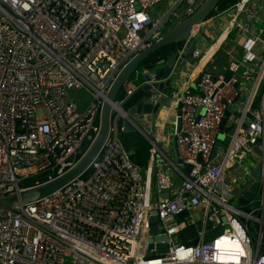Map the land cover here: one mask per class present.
I'll list each match as a JSON object with an SVG mask.
<instances>
[{
	"label": "built area",
	"instance_id": "2783aa9c",
	"mask_svg": "<svg viewBox=\"0 0 264 264\" xmlns=\"http://www.w3.org/2000/svg\"><path fill=\"white\" fill-rule=\"evenodd\" d=\"M162 1L0 0V196L25 187L30 175L43 172L45 181L63 173L84 153L119 70L198 3L174 0L154 16L151 8ZM263 8L264 0L216 5L190 52L200 24L176 46L162 78L139 64L111 101L108 135L88 168L0 214V264H264V20L254 23ZM231 33L243 35L239 45ZM167 79V92L153 85ZM145 83L150 94L135 104L158 107L134 119L123 104ZM71 88L88 93L84 106ZM124 121L150 145L144 166L123 145ZM219 132L224 138L211 157ZM173 137L174 158L163 143ZM257 161L256 194L240 204L238 189ZM153 211L157 233L166 236L163 253H147ZM207 220L222 231L204 240ZM197 223L199 240L185 244L178 233Z\"/></svg>",
	"mask_w": 264,
	"mask_h": 264
},
{
	"label": "water",
	"instance_id": "95a60500",
	"mask_svg": "<svg viewBox=\"0 0 264 264\" xmlns=\"http://www.w3.org/2000/svg\"><path fill=\"white\" fill-rule=\"evenodd\" d=\"M219 0H198L194 9H188L182 15V17L178 18L167 30L162 34V36L156 40L150 46H147L136 54H134L127 63L119 70L115 78L113 79L109 90L107 92V98L102 102L100 113H99V129L97 134L95 135L94 139L91 141L89 146L86 148L84 153L78 158V160L67 170L63 173L56 175L51 179H47L45 181H41L29 186H25L20 188L16 191H11L5 193L4 195L0 196V214L6 211L7 209L13 208L20 204H27L31 203L41 197L47 196L54 192L55 190L63 187L67 184L70 180L75 178L76 176L82 174L90 165L91 161L99 152L100 148L102 147L110 126L111 120V101H113L121 87L122 82L128 78L136 67L145 60L150 53L159 49L160 47L175 43L184 40L189 33L193 30L194 26L200 24V27L197 28L192 36V39L186 49V53L190 52L192 49L194 42L198 39L203 31L205 30V26L201 24L207 16L212 12L213 8L218 4ZM177 57V52L171 51L170 53L166 54V64L162 72L160 73V77H164L170 70V67L174 64L175 59ZM207 69L210 68V64L208 63L206 66ZM231 73L227 74L229 77ZM170 80H165L164 82L154 83L153 85L157 86L159 89H163L164 91H168V86L170 84ZM150 85L145 83L139 88L136 89L134 93H132L129 98L124 102L123 107L128 109L134 119H137L135 112H155L157 110L158 104L151 105L150 103H140L139 101L143 95V97H147L150 94ZM169 100V97L165 99V102ZM231 110L234 108L231 107ZM228 109L225 112V116L222 118L219 127L220 129L223 128L226 117L229 112ZM124 127V130H135V127L131 125L128 121L119 122ZM227 127V129H229ZM224 135L222 132H219L217 139L215 141V145L212 148L211 157H213L217 151V147L222 144V140ZM172 145L173 148L176 150V140L175 137L172 138ZM180 161V159H178ZM261 166V162L257 161L255 166L251 169V178L243 183L240 188L238 189L237 194L238 201L240 204H245L247 200H252L256 194L258 181L257 178L259 176V168ZM190 169V165H186L184 170L187 172ZM167 192L164 191L162 195H166ZM187 214L186 210H183L177 213V217H183ZM158 220V216L155 211L150 213L149 221L151 223L149 228V234H153L148 237L147 240V253L151 252V248H155L156 252L163 253L167 250V243L161 242L166 238L164 234L157 233V225L156 222ZM222 220L225 221V217H222ZM211 222L209 220L206 221L205 227L207 228L202 235V239L207 240L215 236L216 234L222 231V225L217 224L215 227H210ZM203 228V224L197 223L196 225L189 226L178 233L179 239L183 241L185 244H195L199 238V231Z\"/></svg>",
	"mask_w": 264,
	"mask_h": 264
},
{
	"label": "trees",
	"instance_id": "16d2710c",
	"mask_svg": "<svg viewBox=\"0 0 264 264\" xmlns=\"http://www.w3.org/2000/svg\"><path fill=\"white\" fill-rule=\"evenodd\" d=\"M233 1L234 0H219L217 5L220 9H225L229 7L233 3ZM178 44H180V42H178L177 44L170 43L153 51L145 60H143V62L140 63V65H146L151 68L159 67L161 68V70L159 71L161 73L164 67L162 65L160 66L157 63V60L160 57H166V54L174 51ZM156 69L158 70V68ZM120 138L123 142V145L130 150L131 160L139 166H144L149 156L150 145L147 139L138 130H124L120 133ZM45 178L46 174L43 172H39L37 174H33L24 178L21 181V184L23 186H29L35 184L36 182H41Z\"/></svg>",
	"mask_w": 264,
	"mask_h": 264
},
{
	"label": "rangeland",
	"instance_id": "374dc122",
	"mask_svg": "<svg viewBox=\"0 0 264 264\" xmlns=\"http://www.w3.org/2000/svg\"><path fill=\"white\" fill-rule=\"evenodd\" d=\"M173 1L174 0H163L162 2H160V3H158V4H156L155 6H153L152 8H151V10H152V14L153 15H159L161 12H165V11H167V10H169L170 8H171V6L173 5ZM180 12L181 13H183L184 12V7H181V9H180ZM177 20V18L174 20V21H172V22H170L169 23V25H168V28L175 22ZM166 46V45H165ZM163 47V46H162ZM161 48V47H160ZM162 52V51H161ZM219 55V53H217V55H216V57ZM215 57V58H216ZM191 59V61L193 62V61H195V59L196 58H190ZM161 66V65H160ZM142 67V65L140 66V68ZM156 68H158V70L160 71L161 70V68H159V67H156ZM70 93H71V95L73 96V98L75 99V100H78L79 101V103H80V105L81 106H84V104L83 103H85L84 101H83V98H88L89 99V95H88V93L84 90V89H78V88H71L70 89ZM39 113H41V109H39ZM159 118H156L155 119V124L157 123V120H158ZM140 124H141V122H139ZM172 129V126H171V124H167L165 127H164V132H166V131H170ZM163 143H164V145H166L167 147L169 146V148H171L172 149V152L170 153V155L174 158L175 156H174V150H173V147H172V143H171V140L169 141V142H167L166 141V139L165 138H163ZM256 199V198H255ZM254 202H256V200H254Z\"/></svg>",
	"mask_w": 264,
	"mask_h": 264
},
{
	"label": "crops",
	"instance_id": "0c3cea01",
	"mask_svg": "<svg viewBox=\"0 0 264 264\" xmlns=\"http://www.w3.org/2000/svg\"><path fill=\"white\" fill-rule=\"evenodd\" d=\"M168 11V10H167ZM166 12V11H165ZM165 12H161L160 14H162V13H165ZM159 14V15H160ZM154 16H158V15H154ZM262 20H264V8L263 9H261L260 11H259V14H258V17L254 20V23H256V24H263V21ZM243 38V35H237L236 33H231V35H230V39L232 40H234V41H236V43H237V45H239V41H241V39ZM178 65H179V62H176L175 63V66H174V70L175 71H177V73H178ZM210 66H211V64H210ZM181 72L179 71V75L181 76ZM196 77V71L194 72V74L190 77V79H189V85H192L193 83V80H194V78ZM168 80V79H167ZM164 82V81H163ZM172 86V85H171ZM171 143H172V140H171ZM172 147H173V145H172ZM174 149V148H173Z\"/></svg>",
	"mask_w": 264,
	"mask_h": 264
}]
</instances>
